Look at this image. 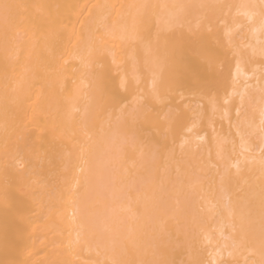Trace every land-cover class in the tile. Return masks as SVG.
I'll return each mask as SVG.
<instances>
[{
  "label": "bare ground",
  "instance_id": "1",
  "mask_svg": "<svg viewBox=\"0 0 264 264\" xmlns=\"http://www.w3.org/2000/svg\"><path fill=\"white\" fill-rule=\"evenodd\" d=\"M260 2L0 0V264H261L264 32L259 7H250ZM213 3L233 5L227 23L240 22L231 45L220 32L221 82L207 94L156 99L161 53L145 46V19L153 39L158 29L170 36L177 18L195 25L202 14L178 6ZM189 55L195 65L196 53ZM234 89L251 99L247 151L224 110L210 103L223 104ZM113 95L149 118L126 121ZM176 110L183 122L173 145L165 121ZM225 137L226 174L223 163L220 173L209 170ZM165 142L174 154L161 149ZM237 158L246 161L239 174ZM222 221L231 225L223 235Z\"/></svg>",
  "mask_w": 264,
  "mask_h": 264
},
{
  "label": "snow or ice",
  "instance_id": "2",
  "mask_svg": "<svg viewBox=\"0 0 264 264\" xmlns=\"http://www.w3.org/2000/svg\"><path fill=\"white\" fill-rule=\"evenodd\" d=\"M5 11L10 7L8 4L2 5ZM107 7V6H105ZM144 8L150 7L144 5ZM181 9H199L202 14L196 18L195 25L191 21H181L180 18L176 19L175 24L168 29L172 34H163L159 29L155 33L153 39V32L150 22L145 19L146 25V48L151 51L153 45L161 53L156 56L154 60L155 68L153 70V89L152 94L156 99H161L163 96H171L173 94L184 95L188 94H207L211 88L219 84L223 78L226 68V61L223 57V40L220 32H224V36L228 40V44H232L233 25H238L240 22L233 19L232 24L227 23L226 10L230 14L233 5L227 3H213V4H199V5H180ZM250 7L260 9V28L264 32V0H261L259 5H251ZM249 22L254 21L255 13L245 14ZM223 23V28L220 27ZM187 28V31L184 29ZM242 30V27H241ZM234 55H239V50L232 48ZM190 53H196L197 63L194 65L190 58ZM260 79L264 81V67L259 69ZM237 73H239V64L237 65ZM255 75V73H254ZM260 102H261V123H260V170H261V198L264 204V83L259 88ZM236 96L240 97L239 104L234 99ZM226 99L223 104L215 98H210L214 110H224V115H227L230 125L236 128V134L239 135L241 146L245 151L248 150V141L251 136L249 129L252 127L251 116V99L235 89L229 95L226 93ZM111 105L119 108L120 116L126 121L131 122L133 125L140 122L141 118L148 119V115L141 109H129L127 106H120V101L115 95L111 98ZM234 110V115H233ZM183 115L180 110L170 112L166 118L165 123L168 125V132L174 137L173 145L176 144L178 137L175 136L176 129L182 126ZM168 133L165 135L167 136ZM228 138H218V151L216 163L211 164V168H215L220 173V165L223 163L224 173L230 172L228 161L232 157L228 154ZM233 144L235 141H231ZM187 141L180 144V150L183 153ZM26 148L27 145H24ZM161 149L164 152L174 154L175 148L171 147L165 142L161 144ZM23 151L22 148H17V152ZM246 161L236 159V163L232 165L237 170V174L241 171V165ZM225 179V175H221V180ZM251 198L250 196L248 197ZM6 212H13L12 208H5ZM15 214V213H14ZM262 220H264V211H262ZM230 223L222 221L219 225V231L223 235L225 228L230 227ZM205 239L210 240L211 237L207 234L204 235ZM234 253L230 252L229 256ZM112 264H117L112 261ZM189 264H204L202 260H191ZM217 264H239V261L221 260ZM264 264V260L261 261Z\"/></svg>",
  "mask_w": 264,
  "mask_h": 264
}]
</instances>
